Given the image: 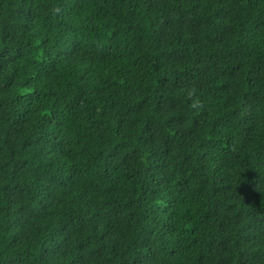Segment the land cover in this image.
Returning a JSON list of instances; mask_svg holds the SVG:
<instances>
[{"label":"trees","instance_id":"obj_1","mask_svg":"<svg viewBox=\"0 0 264 264\" xmlns=\"http://www.w3.org/2000/svg\"><path fill=\"white\" fill-rule=\"evenodd\" d=\"M0 264H264V0H0Z\"/></svg>","mask_w":264,"mask_h":264}]
</instances>
